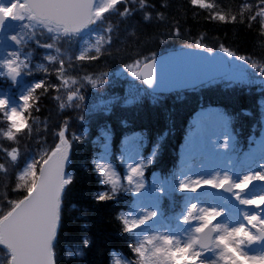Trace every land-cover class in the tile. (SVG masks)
Returning <instances> with one entry per match:
<instances>
[{
  "label": "trees",
  "instance_id": "16d2710c",
  "mask_svg": "<svg viewBox=\"0 0 264 264\" xmlns=\"http://www.w3.org/2000/svg\"><path fill=\"white\" fill-rule=\"evenodd\" d=\"M123 2H126L124 7H128L127 13L121 15L123 7H118L114 12L116 14L104 15V20L102 18L93 24L95 29L100 27L99 30H103L105 27L110 32L109 45L100 54L86 56H99V59L80 61L75 58L63 63V78L68 80L67 86L56 77V69L60 65L55 71L47 65L46 70L36 72L35 79L44 80L49 91L37 90V99L30 101V113H24L28 127L21 131L23 135L19 137H30L26 143L33 150L43 140L50 149L58 141V132L64 122L68 126L66 138L71 147L67 173L72 182L65 188L60 209L54 242L57 264H114V253L122 254L130 262L137 260L129 245L141 243L139 229L124 232L118 219L120 211L127 210L134 197L131 186L122 182L113 192L95 167L104 144L110 148L113 161L122 168L121 163L134 156V151L143 156L151 143L162 136L153 164L146 165L145 174L152 168L161 169L164 173L172 170L171 174L177 179L175 165L180 156V146L191 131V120L199 106L213 107L226 115L228 125L235 133V145H240L250 135L252 122L257 123V103L264 100V80L257 73L264 68V29L260 27L259 18L255 22L247 19L250 14H255V8L251 13L244 11L243 17L240 16L243 4H255L257 0H206L215 6L213 9L193 7L190 0H144L143 5L140 0H122L118 6ZM133 11L135 15H131ZM214 12L223 13L229 19L212 20ZM146 15L148 19H145ZM231 15H237L235 23L231 22ZM174 30H179L181 35H172ZM72 38L74 36L63 35L52 41L47 36L39 39L38 43L50 41L57 47L67 45L72 53L78 50L76 42L68 43ZM197 42L217 51L224 46L237 55L247 57L249 64L244 62L246 65L242 69L245 79L240 84L228 83V87L221 80L194 91L159 96L150 95L139 82H135L136 90L129 98L126 95L129 80H117L114 76L113 71L127 63L137 59L143 62L144 57L153 53L159 54L185 45L194 46ZM111 44H115V48ZM251 63H256L258 68H252ZM102 73L107 75L103 76ZM85 76L102 80L103 83L92 88L85 81ZM4 86L7 83L0 78V87ZM138 88L143 91L139 92ZM70 92L85 96V100L69 102L67 96ZM61 103L65 104L63 109L59 107ZM77 104L82 107H77ZM81 115L83 119H80ZM37 119L43 122L39 128L34 126ZM3 120L0 113V131L5 127ZM26 131L32 134L36 131L37 134L27 135ZM129 135L134 145L145 139L149 140V144H139L132 149L131 145L125 144ZM105 137L107 142L104 141ZM15 141L2 139L0 135V164L7 169L6 172L0 171V206L18 198L23 191L22 188H15L17 175L12 165L9 166L10 157L6 155L8 150L20 148L21 143L15 144ZM119 156L123 157L122 160L118 159ZM176 186L174 183L176 202L168 208V211H172L171 215L183 210L187 198L185 192H179ZM100 194H107L112 199L98 201L96 197ZM85 239L89 241L87 246L83 243ZM6 261L7 256L0 246V264H6Z\"/></svg>",
  "mask_w": 264,
  "mask_h": 264
},
{
  "label": "snow or ice",
  "instance_id": "6c2138e0",
  "mask_svg": "<svg viewBox=\"0 0 264 264\" xmlns=\"http://www.w3.org/2000/svg\"><path fill=\"white\" fill-rule=\"evenodd\" d=\"M121 3V0H103L99 5L96 0H8L7 3H0V31L5 32L8 21L18 22L19 27L28 29L30 32L39 27L53 34V39L60 35L74 36L86 29L88 26L100 20L103 15ZM193 7L201 9H213L212 3L206 0H190ZM144 4V0L142 5ZM256 9L255 14H250L247 19L255 22L259 18L260 27L264 29V0H257V3H245L242 5L240 16L244 11L249 13ZM128 12L125 9L121 15ZM160 17L163 18L162 14ZM148 19V16H145ZM212 20L226 21L229 19L223 13L214 12ZM237 15H231V22L237 21ZM241 22H244L241 19ZM27 34V33H24ZM21 32L7 35V39L12 41L17 48L22 45L23 36ZM172 35L179 37V30H174ZM110 43V41H109ZM163 43V41H161ZM100 44V40L96 41ZM44 48H51V44L41 45ZM185 45L168 52L167 55H153L144 57L143 64L137 59L134 63H127L126 69L132 77L146 85L147 89L158 93H168L172 91H182L192 89L203 83L204 78L214 76L225 71L222 60L213 59L214 48L204 46L202 42L194 45ZM96 53H101V48H95ZM219 51L227 57H235L241 62L248 63V58L244 55H237L227 47L221 46ZM189 53L194 55H188ZM207 53V55H201ZM8 57L0 61V66L7 70L11 80L15 82L22 72L20 70V59L18 52H8ZM51 59V57H49ZM77 60L85 59L97 60L99 56H88L81 54ZM252 68H258L256 63L250 64ZM58 78L65 86L68 80L64 79V65L61 62L57 70ZM261 75H264V68H260ZM106 76L107 73H102ZM232 75L238 73L232 71ZM85 81L96 88L102 80L84 77ZM76 83V81H72ZM37 90L49 91V86L44 80L37 81L19 97L21 105H10L7 98H0V113H3L8 122V129L4 136L9 141H14L17 134L28 125L23 113L31 107L30 101L37 99ZM69 102L84 101L85 96L77 92H70L67 96ZM61 109L65 104L59 105ZM77 107H82L77 104ZM207 115L196 119L190 124L193 130L186 137V147L189 150L197 149L205 138L212 139V132L221 128L227 133V118L215 115L219 110H203ZM199 116V114H198ZM19 117L24 121L17 125L14 118ZM84 117L81 115L80 119ZM67 122L58 132V142L45 152L40 159H34L27 163L26 167L16 177V189H23L19 197L9 200L7 205L0 206V246L7 256L6 264H57L54 242L57 236V229L60 221V209L64 191L72 179L65 178V163L69 155L70 142L66 138ZM228 145V135L221 137L219 148L225 149ZM105 150L107 146L104 145ZM155 154V151L153 155ZM11 161L18 159L16 148L7 152ZM152 158L147 160V164H152ZM99 173L104 177L105 183L112 186V191H116L118 181L114 178L108 165L97 163L95 165ZM145 161L143 159L135 163L127 164V175L124 181L131 186L133 193H139L145 187ZM259 171L248 172L234 180L229 174L212 175L207 178L197 177L194 179H181L177 184L179 192L195 193L203 187H210L215 190H222L231 193L239 205L254 207L258 211L241 213L243 221L236 226H228L225 223H215L218 217L224 215V211L216 207H200L193 203L186 209L183 223L188 224L198 221L192 229V234L186 241L181 243L179 239L169 235H155L145 237L144 240L132 247L137 260L136 264H264V252L260 254H249L244 249L248 245L264 243V193L249 198H244L243 193L254 182L264 184V161L258 164ZM0 171H7L5 165ZM98 201L112 199L107 194H100L96 197ZM157 213L147 211L139 219L128 220L122 215L118 217L123 225L124 232H132L141 225L152 220ZM158 240L159 243H153ZM87 246L89 241L84 240ZM205 252L213 253L214 258L206 259ZM116 264H121L119 260Z\"/></svg>",
  "mask_w": 264,
  "mask_h": 264
},
{
  "label": "rangeland",
  "instance_id": "374dc122",
  "mask_svg": "<svg viewBox=\"0 0 264 264\" xmlns=\"http://www.w3.org/2000/svg\"><path fill=\"white\" fill-rule=\"evenodd\" d=\"M7 2L8 1L1 3ZM102 2L103 0H96V3L98 5ZM124 4H126V2H123L120 6H118V4L115 9L110 10L104 15L108 17V15L117 12L118 7H123V9H121V12H124L125 9H128V7H124ZM104 15L102 17L103 20L106 18L104 17ZM131 15H135L134 11L131 13ZM113 17H116V15ZM8 23L11 25V27H8L6 25V31H0V61H3L6 58L10 59V57H8V52H18L19 59L24 60L29 67V70L22 72V74L17 77V80L13 82L10 76L8 75L7 70L0 66V78L3 81H6L7 83V86H4L3 88L0 87V98H7L10 105L14 104L17 107H19L22 103L19 97L23 95L33 83L37 82V80L35 79V75L36 72L41 71V66H43V68H46L50 65L51 69L55 71V69L58 67V65H60L61 62L67 63L81 54H84L85 56L90 54H96V47H100L101 50H103L109 45V41L111 40L110 32L107 28L103 27V30H99L100 27L95 29V26L92 24L80 33L75 34L74 38L68 40V43L72 42V44H74L76 42V44H78V50H74L72 51V53H70L68 51L67 45H62L60 47H57L55 45L54 48L42 47L41 45L43 44H51L53 42L50 43L49 41L48 43L46 42L41 44L38 43L39 39L43 40L47 36H50L52 38L51 40L54 41L53 34L48 33L42 28L40 29L39 27H37L34 32H30L28 29L22 30L19 27L18 22L8 21ZM18 32H21L22 35L24 33H27L24 34L22 45L19 47V49L17 48V45L7 39L8 34L11 35L16 34ZM62 36L63 35L57 36L56 39H59ZM97 40H100L99 45L96 44ZM110 46L115 48V44H111ZM70 47L72 48V46ZM57 49H59V51H57ZM217 52L222 53L220 51ZM47 57H53V59H47ZM228 60V74L223 78L214 79L210 81L209 84H216L217 81L222 80L221 83H223V85L225 84V87H228L230 85L228 83L240 84L241 80L245 79L242 73V69L245 68L246 64L237 60L235 57H228ZM233 70H235L238 75L233 76ZM113 72L114 76L117 77V80L121 81L123 79L126 80L127 75L129 73L126 69V65L114 70ZM257 73L258 76L261 75L260 71H257ZM258 76H256V78ZM56 77H58V72H56ZM260 79L264 80V76L261 75ZM127 83L128 84L126 85V95H128L130 98V95H133V93L135 92L137 84L135 83V80L129 81ZM262 84L264 89V83ZM204 85H201L199 87H202ZM199 87L186 91H194L197 90ZM143 90H140L138 88L139 92ZM150 95L159 96L157 94ZM202 109L208 111L216 110L213 107L204 108L199 106V108L194 113L193 120H191V123L196 119L207 115V112L202 111ZM34 112L37 113V110H35ZM29 113L30 111L28 110V114ZM256 113L258 115L256 116L257 123L255 124V121L252 122L253 125L250 126V135H248L243 141L240 140V145H235V133H233L231 127L228 125V117L218 111L215 113V115L221 116L222 114V116L227 118V125L229 126L227 129V133H225L222 128L220 130H214L212 132L214 142L212 139L205 138L203 143L195 150H189L186 147V141H184L183 144L180 146V156L178 160V165L176 166L177 169L175 171L177 172V179L174 178L173 174H171L173 173L172 170H170L169 173H164L161 172V169L152 168L145 174V187L141 189L139 193L132 192L134 197L133 199H131V204L129 208L127 210L123 209L122 211H120L121 215L128 220L139 219L141 216L145 215L147 211H155L157 213V215L152 220L146 222V224L141 225L139 228H137L139 229V232L141 234V242L144 240L145 237H151L155 235L174 236L179 239L181 243L186 241L188 237L192 234V229L198 223V221H192L188 224L182 222L183 217L186 214L187 207L193 203L197 204L200 207H216L218 209L223 210L224 215L218 217L215 221H213V224L225 223L230 227L236 226L238 223L244 222L243 217L241 215L242 212L258 211L254 207L239 205V203L234 200L233 195L231 193L224 196L219 193V190H215L210 187H203L195 193L185 192L187 198L183 210L179 213H176L175 215L170 214L172 212L171 210L168 211V208L176 202H174L175 196H173L174 183L178 184L179 180L181 179H194L197 177L207 178L212 175H223L224 173H227L234 180H238L243 174L260 170L258 164L260 161H264V100H260L257 103ZM3 122L5 127L0 131V135L2 136V139H6V137L4 136V132L7 131L9 125L5 117ZM42 123L43 122L41 120L37 119L34 126H38L39 128ZM22 131H24V129ZM41 131L43 132V130ZM192 132L193 130L191 129V131L187 134L186 137H188ZM34 133L37 134L36 131H34ZM29 134L32 133H27V135ZM35 134L32 135L34 136ZM225 134L228 135V145L226 150L219 148V145L221 143V137ZM22 135L23 134L21 132L18 133L15 141V144L18 142L21 143L20 148L14 147L18 151V159L15 162L11 161L10 159L11 162H9V166L12 165V169L15 171L17 176L21 171H23L27 163L32 162L34 159H40V157L49 150V147L46 144L45 140L38 142L37 147L33 150L32 148L28 147V144L26 143L28 139L31 138L25 137V135L24 137L20 138L19 136ZM127 137L128 139H125V144L128 146L131 145L132 149H135L139 144H149V140L145 139L137 141L134 145L131 142L132 136L129 135ZM162 138L163 137L161 136L160 138L156 139V141H153L151 143V146L147 149L143 156H141L138 151H134V156L128 157V159L123 163L119 161L118 164L121 163L122 168L119 167V165H117L115 161H113L111 157L110 148L107 146V144H104L107 146V150H105V147L103 145V150H101L98 156V163L108 165L110 170L115 173L114 178L118 181L116 187L120 186L122 182L128 185L127 182L123 179V177L127 175V164L135 163L143 159L145 161V165H151L147 164V160L149 158H152V160H154V157L157 154V151L159 150L158 146ZM105 140L107 142L106 137L104 141ZM154 151L155 154L153 155ZM122 158V156L118 157L119 160H122ZM109 186L112 187L111 185ZM262 193H264V184L254 182L253 184L249 185V187L244 191L242 195L244 198H249L252 196L260 195ZM260 214L264 215V212H261ZM153 243H159V241L155 240L153 241ZM244 250L247 251L249 254H260L261 252H264V243H255L252 245H248ZM112 256L114 264H116L117 260H119L121 264H131V262L122 254L114 253ZM204 257L206 259L214 258L213 253L211 252H205Z\"/></svg>",
  "mask_w": 264,
  "mask_h": 264
},
{
  "label": "water",
  "instance_id": "95a60500",
  "mask_svg": "<svg viewBox=\"0 0 264 264\" xmlns=\"http://www.w3.org/2000/svg\"><path fill=\"white\" fill-rule=\"evenodd\" d=\"M5 1H8V0H0V3H1V2H5ZM82 31H83V30H82ZM188 50H190V51H191V50H194V47L189 48ZM170 51H171V50H170ZM168 52H169V51H166V52H163V53H161V54H159V55H167ZM188 55H194V54L189 53ZM201 55H207V53H201ZM213 55H214V57H213L214 60H215V59H219V60H222V61H223L224 65H225V71H223V72H221V73H218V74H216V75H214V76H210V77H206V78H204V81H203L202 84L207 83V82H209V81H211V80H213V79H218V78L224 77L225 75L228 74V71H229V64H228V60H227L226 56H225L224 54H220V53H217V52H215ZM142 64H143V63H142ZM128 77H129V79H131V80H135V79H136V78L132 77L130 73L128 74ZM140 83H141V82H140ZM202 84H200V85H202ZM141 85H142V84H141ZM142 87L145 88V89H146L148 92H150V93H153V94H161V93L155 92V91H153V90H149V89H147V86H146V85H142ZM186 90H188V89H186ZM172 92H174V91H172ZM168 93H171V92H168ZM168 93H163V94H168ZM68 161H69V155H68V157H67V159H66V163H65V178L68 177V173H67ZM219 191H220L223 195H228V194H229V193H227V192H225V191H222V190H219ZM1 247H2V246H1Z\"/></svg>",
  "mask_w": 264,
  "mask_h": 264
},
{
  "label": "clouds",
  "instance_id": "9594fccd",
  "mask_svg": "<svg viewBox=\"0 0 264 264\" xmlns=\"http://www.w3.org/2000/svg\"><path fill=\"white\" fill-rule=\"evenodd\" d=\"M142 2H143V0H140V4L141 5H142ZM55 39H53V40L55 41ZM54 47H55V43H52L51 44V48H54ZM57 51H59V49H57ZM47 59H49V57H47ZM51 59H53V57H51ZM20 66H21V68H20L21 72H25V71L29 70L28 64L25 63L24 60H20ZM40 70L43 71V70H46V69H44L43 66H41V69ZM14 121L17 123L18 126L24 123V121L21 120L19 117L14 118ZM3 166H4V164H0V168H2ZM133 246H134V244H130L129 245V247L131 248V250H132V247ZM131 264H136V261H131Z\"/></svg>",
  "mask_w": 264,
  "mask_h": 264
},
{
  "label": "bare ground",
  "instance_id": "6f19581e",
  "mask_svg": "<svg viewBox=\"0 0 264 264\" xmlns=\"http://www.w3.org/2000/svg\"><path fill=\"white\" fill-rule=\"evenodd\" d=\"M178 160H179V159H177V162H176V165H175V167L178 165Z\"/></svg>",
  "mask_w": 264,
  "mask_h": 264
}]
</instances>
